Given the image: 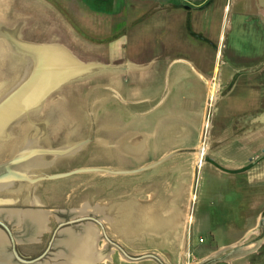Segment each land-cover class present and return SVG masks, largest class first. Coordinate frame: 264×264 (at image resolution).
I'll list each match as a JSON object with an SVG mask.
<instances>
[{"label": "crops", "instance_id": "obj_1", "mask_svg": "<svg viewBox=\"0 0 264 264\" xmlns=\"http://www.w3.org/2000/svg\"><path fill=\"white\" fill-rule=\"evenodd\" d=\"M0 26L51 47L57 101L99 89L98 132L65 140L95 143L89 167L115 172H86L82 200L73 187L56 204L113 241L97 263L251 264L264 247V0H0ZM4 55L19 80L24 58Z\"/></svg>", "mask_w": 264, "mask_h": 264}, {"label": "rangeland", "instance_id": "obj_2", "mask_svg": "<svg viewBox=\"0 0 264 264\" xmlns=\"http://www.w3.org/2000/svg\"><path fill=\"white\" fill-rule=\"evenodd\" d=\"M6 30L9 34L15 36L18 41H21L24 44L38 46V48H43L47 53H51L49 50H46L51 48L49 46H40L25 42L23 41L24 37H21L23 38L21 40L19 35L20 31H17L16 29ZM23 32L39 34L37 29ZM9 42H11L9 43L10 48L13 47L14 45L12 44L11 39H9ZM15 51H7L0 38V102L19 84L21 85L24 83L26 85L31 77L29 62L32 60L33 56L28 50L22 49V51H20L15 49ZM6 52H8L9 55L15 52L16 54L14 53V55H17L16 59L19 60L22 57L25 60V72L19 80L18 64H16V74H14V70L9 67L10 64L8 63L10 62L7 63V60L6 62L4 61V54ZM39 60L35 61V64H32V66L36 67L38 62L43 61V57H40ZM48 64L51 65V63ZM5 66L7 68H5ZM15 75L16 80L13 81ZM5 81L9 82L6 83V88L4 89ZM51 81V84L48 85L49 90H47L46 93L41 94L36 103L23 111H19L18 114L5 119L4 122L7 123L5 126L7 138L0 137V220L9 227L15 241L17 252L21 258L26 260L34 259L41 256L44 252H47L46 256L36 264H59L60 262L65 261L66 258L65 255H63L64 252H62L65 250L62 242L65 233H68V231L74 233L83 231L84 219L79 218L81 219L80 221L78 219L71 221L74 219V215L69 216L67 212H65L64 215H59L56 204L66 200V198H68V192L71 190L70 188L73 187H75V190L72 193L70 192L72 198L71 201L76 200L79 202L82 200V184L86 172L102 170L104 175L103 179L108 176L105 177L107 173L111 174L115 172V170L111 168L100 169L89 167L88 155H94V146H92V149L88 148L86 151L84 150V146L85 144L89 146V144L94 145L95 143H86L84 140H65L70 136L83 137L85 132H87L86 129H88L91 124V127L95 129L94 132H98V121L100 120L98 109L99 89H81L80 92L77 91L76 97L78 98L72 103L64 102L63 100L57 101V99L64 96L63 91H66V89H52V87L58 82V79L55 80L53 78ZM44 88H46V86H44ZM49 93L51 94L49 95ZM45 97L46 99L43 101ZM27 115H30L32 121L31 126H27ZM87 115L88 119H86ZM43 122H47L48 124L42 125ZM61 122L64 123L61 124ZM89 122L91 123L90 125ZM25 127H32V131L37 127V130H40V138L32 145L27 147L18 146V148L14 149L13 145L16 142L15 138L23 133ZM10 146H12V148H10ZM49 150L50 152L47 153ZM25 155H27V158L32 155L34 157V164L23 173L21 178L19 177L15 180V178L12 179L10 177L7 179L10 171L2 168V166L14 161L17 157H25ZM22 161L24 160H20L16 165L20 164ZM64 173H69V175L64 177L43 178ZM64 208H67V206ZM30 211L45 212L47 214L46 227L42 233L38 234L37 231H35V226L27 221L29 215H26V217L24 216L25 212ZM81 212L83 211L80 210L79 213ZM59 223H63L64 225L58 226ZM89 228L93 229L92 227ZM0 231L7 239L6 252L10 254L7 258L10 261L9 264H21L12 255V245L9 235L1 226ZM95 233H97L96 230ZM103 234L105 233H102V237L96 241L97 251H100V247L112 248L109 243V241L112 240L105 237ZM97 236L99 238V234ZM53 237L55 239L53 243L50 244ZM263 252L264 247L260 253L255 254L251 259L249 258L251 264H264L263 260H261V254H263ZM97 264L106 263L100 262ZM117 264H119L118 255ZM218 264L228 263L221 261Z\"/></svg>", "mask_w": 264, "mask_h": 264}, {"label": "bare ground", "instance_id": "obj_3", "mask_svg": "<svg viewBox=\"0 0 264 264\" xmlns=\"http://www.w3.org/2000/svg\"><path fill=\"white\" fill-rule=\"evenodd\" d=\"M0 38L2 39V42L5 43L7 51H15V49L22 51L23 49L28 50L33 56V61L31 60L29 62V70L31 75L29 81L26 83V85L24 83L21 85L19 84L15 89L12 90L9 95H7L0 102V137L7 138L5 129L7 123L4 122L5 119L18 114L19 111H23L28 107L32 106L34 103H36L38 101L39 96L49 90L45 89L44 86L48 87V85L51 84V80L56 75V69L53 68L52 65L46 64L44 59L42 62H38V65L36 67H33L32 64L34 65V62L38 61L40 57H44L47 51H44L43 48H38V46L24 44L21 41H18L15 36L9 34L3 26H0ZM9 39H11L12 44L14 45L11 48L9 46V43H11L9 42ZM49 54L50 53H48V55ZM32 129V127H25L23 129V133L15 138L16 142L13 145L14 149L18 148V146L27 147L29 145H32L37 139L40 138V130H37V127L36 129H34V131H32ZM10 148H12V146H10ZM25 157L26 158L23 159L24 161H22L16 166L11 167V169L9 170L11 174H9L8 176H10L12 179L15 178L16 180V178H21L23 176V173L26 172V170L32 164H34V157L32 155L28 156V158L27 155H25ZM10 177H8L7 179H9ZM26 215H29V217H27V221L31 222L35 226V231H37L38 234L42 233V231L46 227L47 214L45 212L30 211L25 212L24 216L26 217ZM82 232L83 233H81V237L78 238L76 236L77 233L71 231H68V233L65 234V240L63 241L69 247L70 250L69 252H67L68 254H65L67 260H65L66 263L64 261L65 264H94L93 262L95 260H100L103 257L101 252L97 251L96 248L98 234L95 233V229L93 230L89 227H86V229ZM5 240L7 239L5 238L4 234L0 231V249L4 247L3 245L6 242Z\"/></svg>", "mask_w": 264, "mask_h": 264}, {"label": "water", "instance_id": "obj_4", "mask_svg": "<svg viewBox=\"0 0 264 264\" xmlns=\"http://www.w3.org/2000/svg\"><path fill=\"white\" fill-rule=\"evenodd\" d=\"M49 152H50V150L47 151V153H49ZM51 152L54 153L53 151H51ZM25 158L26 157H17L14 161H12L10 163H7L6 165H3L2 168H5V169L10 170L12 166L16 165V163H18L20 160H23ZM68 175H69V173H64V174H61L59 176H48V177H43V178L64 177V176H68ZM8 177H10V176H8ZM63 225L64 224L62 223L60 226H63ZM0 226L3 227V229H5V231L9 235L10 241H11V245H12V255H13V257H15L17 259V261H19V263H21V264H36L37 262H39L41 259H43L46 256V253L47 252H44L41 256H39L37 258H34V259H28V260H26V259L21 258L19 256L18 252H17L16 245H15V241H14V239L12 237V234H11V231H10L9 227L4 222H2L1 220H0ZM81 233H83V232H81ZM81 233H77L76 234L77 238L78 237H81V235H82ZM54 239L55 238L53 237V239L51 240V243L50 244L53 243ZM6 245H7V241L4 243V245H3L4 247L2 249H0V261H1L0 264H9V262H10L9 259H7L10 256V254L8 252H6V250H7L6 249ZM63 247H64V249L66 251H68V252L70 251L69 250V247L64 243V241H63ZM47 251H48V249H47ZM66 261H65V263H66ZM98 261L99 260H95L93 263L94 264H97ZM65 263L63 261V262H60L59 264H65Z\"/></svg>", "mask_w": 264, "mask_h": 264}, {"label": "built area", "instance_id": "obj_5", "mask_svg": "<svg viewBox=\"0 0 264 264\" xmlns=\"http://www.w3.org/2000/svg\"><path fill=\"white\" fill-rule=\"evenodd\" d=\"M201 241H202V239H201Z\"/></svg>", "mask_w": 264, "mask_h": 264}]
</instances>
